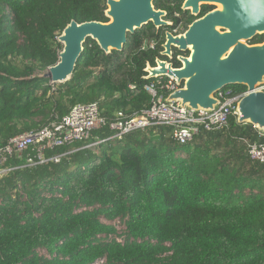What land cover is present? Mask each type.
<instances>
[{
	"label": "trees",
	"instance_id": "1",
	"mask_svg": "<svg viewBox=\"0 0 264 264\" xmlns=\"http://www.w3.org/2000/svg\"><path fill=\"white\" fill-rule=\"evenodd\" d=\"M106 1L0 0L1 145L78 105L97 104L108 122L117 112L140 116L153 101L147 84L159 82L157 96L167 98V78L147 79L145 69L168 61L167 32L182 34L197 19L183 0L153 2L170 26H143L109 54L87 38L68 81L42 77L59 61L56 39L67 25L108 22ZM151 130L142 147L143 131L109 141L103 128L48 151L43 165L10 161L14 170L0 178V264H264V166L249 161L242 142L264 136L233 117L226 130L184 145L163 138L167 128ZM222 133L223 145H211Z\"/></svg>",
	"mask_w": 264,
	"mask_h": 264
},
{
	"label": "water",
	"instance_id": "2",
	"mask_svg": "<svg viewBox=\"0 0 264 264\" xmlns=\"http://www.w3.org/2000/svg\"><path fill=\"white\" fill-rule=\"evenodd\" d=\"M155 0H107V23L71 22L56 41L62 46L58 63L43 74L52 84L70 79L87 38L109 54L121 52L127 36L143 26L155 29L170 26L165 13L155 10ZM202 7L212 11L198 18ZM182 11L197 18L186 31L174 36L165 34L161 55L168 61L156 60L147 66V79L165 77L174 80L178 90L166 102H179L193 111H213L218 105L214 95L227 87H244L246 94L237 104V123L249 125L264 135V42L251 45L264 35V0H183ZM173 50L178 68L170 62Z\"/></svg>",
	"mask_w": 264,
	"mask_h": 264
},
{
	"label": "built area",
	"instance_id": "3",
	"mask_svg": "<svg viewBox=\"0 0 264 264\" xmlns=\"http://www.w3.org/2000/svg\"><path fill=\"white\" fill-rule=\"evenodd\" d=\"M178 30L179 27L172 34L179 35ZM159 84L157 82L144 86V90L153 101L140 116L128 119L123 113L117 112L115 120L108 122L97 104L78 105L67 115L42 128L11 137L5 144H0V178L14 170V167L7 166L10 161H22L29 169L43 165L47 162L45 155L48 151L89 141L93 131L103 128L113 133L108 138L109 141L120 140L132 132L161 127L169 129V136L174 143L178 145L191 143L200 135L226 130L230 118L237 120V104L246 94L224 88L214 95L218 105L213 111H193L181 106L179 102H166L167 98L157 96L156 89ZM160 88L166 91L168 96L178 90L175 81L171 79H167ZM257 90L264 91V85ZM257 134L264 136L258 132ZM100 143V140L95 139L92 145L98 146ZM245 150L249 161L264 166L263 143H245ZM49 160L57 163L58 157Z\"/></svg>",
	"mask_w": 264,
	"mask_h": 264
},
{
	"label": "rangeland",
	"instance_id": "4",
	"mask_svg": "<svg viewBox=\"0 0 264 264\" xmlns=\"http://www.w3.org/2000/svg\"><path fill=\"white\" fill-rule=\"evenodd\" d=\"M250 44H251V43H250ZM45 73H47V72H45ZM45 73H43V74H45ZM39 121H40V120H34V123H38ZM140 136H141L142 139H140L139 144H140V147H142L143 144H144V142H145V139L149 138V136H150V132L144 130V132H142V133L140 134ZM168 137H169V135H168ZM225 138H226V137H225V134L222 133V134H220V135L218 136V138H217L213 143H211V145L215 146L216 148H219V147H221V146L223 145V143H224V141H225ZM263 139H264V138H263ZM242 142H243V144H244V146H245V143H248L249 141L243 140ZM263 143H264V142H263ZM120 145H121V144H120ZM114 227H116V229H120V226L118 225V223H114Z\"/></svg>",
	"mask_w": 264,
	"mask_h": 264
},
{
	"label": "crops",
	"instance_id": "5",
	"mask_svg": "<svg viewBox=\"0 0 264 264\" xmlns=\"http://www.w3.org/2000/svg\"><path fill=\"white\" fill-rule=\"evenodd\" d=\"M145 131H149L150 134H151V133L155 132L156 130H153V131H152L151 129H145ZM143 132H144V130H143ZM168 135H169V131H168V132H164V134H163L162 137L166 139V138H168ZM156 136H157V135H156Z\"/></svg>",
	"mask_w": 264,
	"mask_h": 264
},
{
	"label": "flooded vegetation",
	"instance_id": "6",
	"mask_svg": "<svg viewBox=\"0 0 264 264\" xmlns=\"http://www.w3.org/2000/svg\"><path fill=\"white\" fill-rule=\"evenodd\" d=\"M180 55H185V56H187L188 53H186V54H180ZM180 55H178V56H180ZM173 56H174V52H173ZM178 56H177V57H178ZM172 60H173V59H172ZM172 60H171V61H172ZM171 61H170V62H171Z\"/></svg>",
	"mask_w": 264,
	"mask_h": 264
}]
</instances>
